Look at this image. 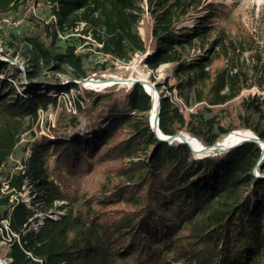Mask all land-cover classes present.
Returning <instances> with one entry per match:
<instances>
[{"label": "trees", "instance_id": "16d2710c", "mask_svg": "<svg viewBox=\"0 0 264 264\" xmlns=\"http://www.w3.org/2000/svg\"><path fill=\"white\" fill-rule=\"evenodd\" d=\"M38 1L50 9L48 21L31 12L30 2ZM216 9L207 0H0V17L27 21L21 39L33 63L27 74L32 97H20L10 81L0 80V234L7 248L0 255L8 264H264V158L259 144L248 140L197 158L185 142L159 140L148 124L151 99L140 83L109 92L80 86L75 81L105 72L104 64L85 68V54L75 46L58 47L61 32L82 25L80 40H91L106 61L127 62L153 49L145 59L151 66L176 64L178 73L193 71L188 83L210 81L211 104L224 103L244 88L264 90V46L244 27L243 39L229 42L231 52L221 42L226 64L215 74L208 68L210 56L184 61L185 47L207 41ZM198 10L204 13L194 17L193 27L180 31V18ZM141 20L143 37L135 29ZM245 51L249 58H243ZM45 66L71 69L74 112H69L68 123L56 119L21 170L4 172L28 123L38 118L39 109L56 103L37 94L42 88L32 81ZM240 109L238 126L225 129L198 112L186 119L161 98L158 129L174 135L171 125L176 122L204 146L238 129L264 141V129L245 116L259 110L255 96L243 98ZM79 116L88 117L85 131L77 130ZM68 129L72 135L58 134ZM26 183L41 193L35 209L20 197ZM60 201L64 213L35 225L39 212Z\"/></svg>", "mask_w": 264, "mask_h": 264}, {"label": "rangeland", "instance_id": "374dc122", "mask_svg": "<svg viewBox=\"0 0 264 264\" xmlns=\"http://www.w3.org/2000/svg\"><path fill=\"white\" fill-rule=\"evenodd\" d=\"M207 2L217 8L212 17L214 29L210 32L206 41L207 43L199 39L196 40L192 46L185 47L182 56L187 63H193L201 56H210L212 63L208 68L213 75L219 68L226 64V56L221 49V42L223 41L228 45L230 41L237 42L242 40V27L252 35L257 45L260 47L264 46V0H207ZM29 6L35 17L46 21L53 17L51 16L50 9L48 7L45 8L41 1L35 4L30 2ZM142 7L145 11L144 17L149 19L151 15L146 12L147 6L145 3L142 4ZM203 13L204 11L199 12V10L196 14L190 11L180 18L176 26L180 28V31H186L193 27L195 23L194 17H198ZM27 24L24 17H18L17 20H14L12 15L0 17V61L2 62L0 64V80L6 79L10 81L15 92L20 97L30 98L32 97L33 87L29 83L31 80H28L27 74L33 63L28 47L21 39V32L26 30ZM81 29L82 25H79L73 31L61 32L58 47L62 51L68 45L75 46L76 50L85 54V68L93 69L101 63L104 64L106 68L105 72L101 74L93 73L85 81L99 79L110 80V82L102 85V87L98 85L88 87L84 84V81L78 85L86 86L85 88L93 91L109 92L111 90L116 91L120 87L128 89L135 82L140 83L144 89L146 88L145 84H150L157 90L159 100L161 98H167L171 105L174 108L176 107L186 119L189 118V114L198 112L203 118H213L217 125L225 129H232L238 126L241 115V100L246 97L255 96L259 110L257 112L249 111L245 116L249 123L257 126L259 129H264V90L256 86L244 88L237 96L224 103L211 104V95L209 92L211 82L194 81V79L191 83H188L187 79L193 76V71L178 73L177 65L170 63L158 64L155 67L151 66L149 63H146L145 59L148 55L153 54V49H148L146 53L141 55L135 54L127 62L116 59L106 61V56L95 48L91 40H80L81 37L83 38V35L80 34ZM135 29L140 36H144L142 20L138 22ZM219 37L223 40L215 44V41ZM227 47L231 52V47L229 45ZM242 56L243 58H249V51H245ZM15 66L19 68L16 69ZM37 70L38 75L32 78V81L42 89L38 91L39 93H35L55 98L56 103L55 105H48L46 110L39 109L38 118L32 123H28L30 128L22 134L17 149L3 168L4 172H9L10 174L23 168L24 163L30 157L33 146L41 136L51 134L50 130L55 125L57 118H61L63 123H68L69 112H74L73 102L76 100L77 95L76 91L69 87V84L74 81L72 79L71 69L69 67H63L60 71H56L55 69H48L45 66ZM177 100H182L186 108L182 106L178 108L176 105ZM147 116L149 124L151 110ZM77 121V130L85 131L88 117L79 116ZM100 122L103 123L104 119H101ZM171 127L175 131L174 136L184 133L180 130L176 122H173ZM87 132L89 134L92 133L90 129H87ZM72 133V130L68 129L66 132H59L58 134H63L64 136L65 134L72 135ZM223 135L225 134L220 135L218 139ZM49 138L53 140V137L49 136ZM79 138L80 141L84 140L83 134H80ZM261 141L264 143L263 140ZM263 155L262 152V158H264ZM254 175H260V173L254 170ZM40 195L41 193L35 187L26 183L20 197L27 206L35 209L36 204L34 201ZM63 204L64 202L61 201L56 202L49 210L39 212L35 225H41L44 219H53L55 216L64 213V209H59V206ZM2 236L0 234V251H6L5 240ZM0 258L6 261V263L8 262L6 256L0 255ZM175 264L183 263L178 262Z\"/></svg>", "mask_w": 264, "mask_h": 264}, {"label": "bare ground", "instance_id": "6f19581e", "mask_svg": "<svg viewBox=\"0 0 264 264\" xmlns=\"http://www.w3.org/2000/svg\"><path fill=\"white\" fill-rule=\"evenodd\" d=\"M109 82H110V80H99L98 79V80H92V81H84V84L87 85L88 87H90L92 85L93 86L98 85V86L102 87V85L109 83ZM145 87L147 88L148 92H150L152 99H153V105L155 106L157 103V100L159 99V95H158L157 90L155 89L154 86H152L150 84H145ZM155 117H156V114H155L154 110H151L150 120L154 122ZM249 136H253V133L247 129L230 131V132L226 133L225 135H223L216 142L218 143V145L220 147L224 148V147L230 146V145L238 142L239 140L247 139V137H249ZM179 138H183V139L187 140V142H189V144L192 146V148H194V150H199V149H202V147H203V145L200 142H198L195 138L191 137L187 133H181V137H179ZM216 146L217 145H211V147L206 149L204 152L209 153V154H213L215 149H216ZM200 156H203V153Z\"/></svg>", "mask_w": 264, "mask_h": 264}, {"label": "water", "instance_id": "95a60500", "mask_svg": "<svg viewBox=\"0 0 264 264\" xmlns=\"http://www.w3.org/2000/svg\"><path fill=\"white\" fill-rule=\"evenodd\" d=\"M76 83H80V82H76ZM144 90L150 96V99H151V110H154V112L156 114L154 122L150 120L149 121V125H150L152 131L154 132V134L156 135V137L159 140L167 141V142H171L173 140H178V141H181V142H185L190 147L193 155L195 157H197V158H201V157H205V156H208V155H214V154L220 153L222 151H225V150H227V149H229L231 147L237 146L240 143H242L244 141H248V140H252L254 142H257L259 144V146L261 147L262 152L264 154V143H262V141L256 135L247 137V139L239 140L238 142H236V143H234V144H232L230 146L224 147V148L220 147L218 145V143L215 141L212 145H217V146H216V149H215L213 154H209V153L204 152L206 149L210 148L211 145H209V146H204L203 145L202 149L194 150V148H192V146L189 144V142H187V140H185L183 138H179V137H181V134H178L176 136H174V135H164L158 129V114H159V103H160V100L158 99L156 105L154 106L153 105V99H152V96H151L150 92H148V90L146 88ZM202 153H203V156H200V155H202ZM256 176H260V175H256ZM262 176H264V174ZM262 176H260V177H262ZM0 264H8V263H6V261H4L3 259L0 258Z\"/></svg>", "mask_w": 264, "mask_h": 264}, {"label": "built area", "instance_id": "2783aa9c", "mask_svg": "<svg viewBox=\"0 0 264 264\" xmlns=\"http://www.w3.org/2000/svg\"><path fill=\"white\" fill-rule=\"evenodd\" d=\"M176 105H177L178 108H180V106L186 108L184 103L182 102V100H177ZM263 157H264V155H263ZM2 223H3L4 227L7 229L8 221L7 220H3Z\"/></svg>", "mask_w": 264, "mask_h": 264}]
</instances>
